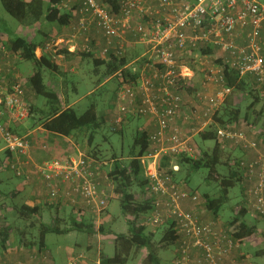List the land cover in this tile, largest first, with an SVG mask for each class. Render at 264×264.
<instances>
[{
	"label": "built area",
	"instance_id": "built-area-1",
	"mask_svg": "<svg viewBox=\"0 0 264 264\" xmlns=\"http://www.w3.org/2000/svg\"><path fill=\"white\" fill-rule=\"evenodd\" d=\"M59 7L70 12L74 20L69 34L52 38L44 49L56 57L62 56L63 50L75 54L94 52L93 46L98 44L95 33L103 40L99 45L102 59L112 54L124 58L129 46L144 47L142 55L125 68L131 76L125 79L118 74L122 79L114 122L121 125L129 115H135L149 118L155 127L149 135V151L140 159L154 199L147 222L154 227L169 221L177 223L180 237L175 264H242L237 260L242 244L233 234L219 221L205 220L196 210L184 207L186 202L200 203L201 195L185 189L169 171L159 168L166 156L193 157L188 145L191 138L214 131L224 148L228 144L253 154L239 158L238 169L243 177L246 209L264 219V140L249 136L239 125L222 128L215 121L222 104L233 93L225 86L226 69L237 71L242 79L252 77L264 86V0H119L118 10L100 0H61ZM200 47H212L215 52L211 57L221 63L207 68L203 82L204 87L212 85L216 90L210 95L202 92L186 98L184 89L196 75L188 59L199 58L194 52ZM5 57H9L7 51ZM5 71L0 62V77ZM132 75L136 76L134 80ZM0 108L11 124L23 123L30 117L22 82H7V86L0 83ZM0 135L4 150L16 157L7 160L10 169L28 179L24 168L29 163V140L3 124ZM92 163L80 153L48 161L37 170L48 180L53 201L64 195L76 205V196L82 201V210L100 215L108 208L110 197L101 187L99 168ZM105 180L112 184L107 175ZM64 185L70 186L69 191H63ZM80 256L71 251L66 264H78Z\"/></svg>",
	"mask_w": 264,
	"mask_h": 264
},
{
	"label": "trees",
	"instance_id": "trees-1",
	"mask_svg": "<svg viewBox=\"0 0 264 264\" xmlns=\"http://www.w3.org/2000/svg\"><path fill=\"white\" fill-rule=\"evenodd\" d=\"M60 1L61 0H2L6 11L11 17L16 19L24 29H36L37 26L40 25V32L42 36L43 34L45 35L43 37L45 38L44 40L35 41V39L30 38L29 35L16 33L10 28H8V31H0V47H4L8 51L10 55L9 59L17 58L18 62H30L32 64L34 73L27 79L28 84L36 97H42L45 99V107L38 108V104L37 106L34 105L36 110L33 115H37V118L31 122L30 129L42 126L49 133L63 137H79L85 133L86 139L88 140L86 144V152L92 156L89 157V159H96H93V166L99 168L101 174L104 172L110 177L112 184L115 186L114 195L120 196L119 202L122 214L128 224V233L116 234L113 231H106L104 227H101L100 231H98V234L100 235L99 238H104L109 235L115 236L116 249L112 257L102 251H98V260L95 264H128L132 255L135 252H140L142 250L148 252V260L155 264H161L162 260L165 259L160 256L159 251L169 247L177 248V241L180 235L178 233L177 223L174 221H169L165 225L156 227L159 229L158 233H156L157 230L150 231L148 228L147 216L152 211L154 199L151 194L150 181L144 176V169L140 159L149 151L150 133L146 130L137 129L134 133L133 141L125 150H123V152L121 151L120 153H117L113 151L112 153H109V157L103 156V158H101L93 153V147L96 141L100 139L99 136H102L105 140L108 139L109 135L105 134L103 131L106 123H108L107 118H105L104 115L99 116L97 109L92 106L90 108L88 107L85 111V108L82 107L83 105L79 104V106H70V97L66 102L67 105H65V101L61 95L62 88L55 89L46 83L45 73L47 71L57 72L59 69L57 55L52 52L44 51L47 43L52 39L48 34L46 27H68L73 19L70 12H65L59 7ZM118 1L119 0H100L103 5H113L115 10H118ZM0 24H3L1 18ZM3 35H6L7 38L5 39ZM36 36H38L37 33ZM39 49L43 50V55L41 57L37 56V51ZM214 52L215 51L212 47H200L195 50L194 53H197L204 58H210L214 55ZM60 54H66L68 56L79 55L82 56L85 61L91 62L94 67V74L99 77L100 81L109 78H115L119 81L122 78L119 77L118 74H122L125 79L131 76L130 71L125 68L130 61H132L133 57L127 56L124 58H118L112 54L108 59H99L93 52L75 54L68 50H63ZM217 64L220 65L221 63L217 62ZM6 75H8V77H6ZM10 75L11 69H7L0 77V83H4V85L7 86V82L11 85L14 81H20L16 76L9 78ZM131 78L134 80L136 76L133 77L132 75ZM224 78L225 86L232 89L233 92L244 93L246 90H249V92L253 94V90H250L251 87H253L252 84L255 89L256 86H258V83H256L255 79L252 77L242 79L237 71L230 69L225 70ZM63 81L64 86H66L69 82V77L66 76ZM22 87L24 90L23 83ZM191 87L192 83L184 90L191 94V91H193V88L190 89ZM9 91H11L10 88ZM259 103L260 99L257 98L255 102L250 105L249 110L254 109ZM31 109L33 110L34 108H31L30 106V117L28 119L33 117ZM250 118H252V115L250 116L248 111L245 112L243 117L242 109L234 105L233 97L230 95L222 104L215 117V121L217 126L229 128L230 125H240L242 121L249 122ZM114 121L115 119L112 120L109 129L113 134L120 135L121 139L124 141L126 121L121 125H116ZM0 124L3 123L0 122ZM10 130L16 135H23V131H20L15 127H10ZM260 138L264 140L263 133L260 134ZM199 139H201L203 143L207 141H215L216 144L213 152L209 153L204 151L202 156L197 160L186 155H181L178 158H175L174 156H166L162 159L159 169L161 171H169L175 181L183 186V184L189 185L187 180L189 179L188 177L192 175V172L197 171L203 166L207 167L209 170L207 179L211 182H218L219 187L217 186L218 190L216 192H211V195H204L205 206L209 211L213 212L215 218H218L221 209L230 199V191L235 188L237 184L241 183L243 179L241 172L238 169L239 159L236 160L237 158H233L231 155L233 152L232 150V152H230L231 154H226L227 159L224 161L226 151H224V147L218 141L217 135L214 131L201 133ZM112 145L113 144H111V147ZM4 156L5 159L0 161V201H3V203L0 204L1 213L3 212V217H0L1 253L13 244L18 247L37 248L38 250L45 251V249L48 248L46 243V236L48 234L63 235L70 232H83L87 234V244L89 246L87 249L88 251H91L93 247H96L97 243L95 241V235L97 234V229L92 217L91 220H87L86 217H83L82 215L81 217H73L72 224L69 229H67L62 228L59 224L60 217L56 211L59 203L55 204L56 202H53L50 194H48L49 200L47 202L42 201L34 206L20 203L19 196L21 195V191L17 189L12 180L8 181L5 179L2 172L4 169V163L5 169H10L7 160H11L12 157H14V154L10 151H5ZM111 161V168L109 167L108 169L106 166L103 167V165H109L104 162ZM174 162L179 167V170L181 167H190L184 178L180 179L178 177L180 172L173 169ZM219 167H223V172L227 169L226 175H222L223 173L219 171ZM13 173L17 178L22 179L24 183L28 182L30 179V177L27 179L25 175L18 176L15 172ZM36 176L42 182L43 189L45 188L46 191H49L48 180L44 175L37 171ZM99 181L101 187L106 188L107 182L101 178H99ZM60 199L62 200V198ZM71 206L76 205L71 203ZM79 207L81 206L79 205ZM8 208L9 213L13 215L12 217H16L18 221L17 223H13L14 221L11 222L8 213L7 215L4 213ZM48 211H54V214L56 215L53 217L54 221L52 223L44 221L45 215ZM247 212L248 210L246 208L241 209V211L236 214L235 218L229 222L227 229L230 234H233L237 241L241 242V244L244 240L251 238L252 235L256 233L255 228L248 227L244 221ZM141 217H143L145 222L141 223L139 221ZM161 227H165V229L161 234V238L156 241V238H158L157 234H159ZM36 229L38 230V235L35 234ZM261 254L264 255V250ZM76 255H81L78 264H82L85 254L81 253ZM258 255L259 254H257V256ZM43 258L46 259L47 255H43Z\"/></svg>",
	"mask_w": 264,
	"mask_h": 264
},
{
	"label": "rangeland",
	"instance_id": "rangeland-1",
	"mask_svg": "<svg viewBox=\"0 0 264 264\" xmlns=\"http://www.w3.org/2000/svg\"><path fill=\"white\" fill-rule=\"evenodd\" d=\"M0 18L3 20V24H0V31L4 32L8 31V28H10L12 31L22 34V35H32V33L35 31V29H24L20 25V23L11 17V15L6 11L4 3H2V0H0ZM61 28L57 27L58 31ZM67 30V28H66ZM48 33H54L53 30L48 29ZM66 33V32H65ZM61 34V33H60ZM5 39L7 38L6 35H3ZM42 36H36L35 41H42ZM2 49V47H0ZM139 50L143 53L144 47L137 45L134 47H129L127 49V56L130 57L135 53V50ZM216 54V53H215ZM37 56L39 57V50L37 51ZM10 57V55H9ZM63 58V57H61ZM200 59H202V63H200ZM1 60V59H0ZM16 60V59H15ZM189 64L192 63L194 66L195 70V78L192 82V87L193 91L192 93L189 94L185 91V97L186 98H194L196 93H202V92H207L206 87H201L203 85V82L205 81V75H206V70L208 67H211L213 65H217L216 57H210V58H204L200 55L199 58H189L188 59ZM19 70L21 71V74L26 76L28 74L34 73V68L30 62H21L19 61ZM76 67L75 73H72L69 75V82L67 83L66 86L62 88L61 95L63 96V99L65 101V105L68 98L70 97L71 101H77V99H80V102H78L76 105L79 106L83 105L82 107L85 108L84 111L89 107H95L97 109V113L99 116L104 115L105 118H107L108 123H106L104 127V132L105 134L109 135L108 139H103L102 136H99L100 139H98L93 147V153L97 154L99 157L103 158V156L109 157V153H112L113 151L120 153L121 151L126 149L131 142L133 141V136L136 130L140 127L142 120H137V116L135 115H129V117L125 120L126 125L124 129V138L125 140L121 139L120 135H115L112 133V131L109 129L110 125L112 124V120L115 119L117 112H118V107L116 103V94L117 91L119 90V81L116 80L115 78H109L103 81L99 80V77H97L94 74V67L91 62L83 61L80 62L78 61L77 64H74ZM48 71L45 73V80L47 77ZM23 83V82H22ZM212 86V85H211ZM253 87H251L250 90H253V94L249 92V90H246L244 93H239V92H233L231 95L233 97V102L236 107H240L243 111V117L246 111H248L249 115H252V118H250L249 122H244L242 121L239 125L241 129H245L248 133L249 136L252 137H258L260 138V134L263 133L264 135V87L262 86H256V89L254 85L252 84ZM30 88V86H29ZM214 92L216 88L213 86ZM199 91V92H198ZM259 98L260 103L254 108L249 110L250 105H252L255 100ZM36 103L38 104V108H43L45 107V99L42 97H36L35 99ZM75 105V106H76ZM82 112V111H80ZM255 116V117H253ZM257 117V119H256ZM144 117L143 119H145ZM142 130V129H141ZM101 134V133H100ZM99 134V135H100ZM78 136V135H77ZM87 139L85 136V133L79 137H77V140H75V145L78 146L80 149V152L76 150V155H73L74 157H77L79 153L84 154L85 156L92 157L86 152V144H87ZM124 142V146H123ZM111 144L112 148L111 147ZM215 141H207V142H202L201 139H199V135L194 136L191 138L189 141L188 145L192 148L193 151V159L197 160L199 159L204 151L206 152H213L214 147H215ZM233 150V152H232ZM225 152V157L224 161L227 159L226 154H231L233 158H237L236 160L243 159L246 157L245 153L242 152L240 149H232L230 147L224 148ZM70 157H72L70 155ZM95 159V158H93ZM93 159L90 158V160L94 163ZM96 160V159H95ZM108 163L109 165H103V167H112V161L111 162H104ZM103 163V164H104ZM177 166V164L174 162L173 169L174 167ZM225 167V166H224ZM223 167H219V171H221L224 175L227 173V169L224 170L223 172L222 169ZM190 169V167H181L180 170L178 168L177 171L180 172L178 174V177L180 179L184 178L187 175V171ZM38 171V170H37ZM27 173V172H26ZM25 173V174H26ZM209 170L207 167L203 166L199 168L197 171L192 172V175L189 176L188 182L189 185L186 186L188 190L198 192V194L201 195V201L196 207H202L200 210H208L205 206V194L211 195V192H216L218 190V182H211L207 179L208 177ZM28 174V173H27ZM108 176V175H107ZM31 177V176H30ZM106 174L102 172V176L100 177L101 179L105 180ZM109 181L112 183V180L108 176ZM8 181H10L9 178H7ZM15 186L17 189L21 191V195L19 196V202L20 203H27L31 199L32 205L38 204L44 197L46 196V189L38 185V188L33 186L30 181L26 183H17V180H13ZM107 182V181H106ZM181 183V182H179ZM183 184V183H181ZM218 186V187H217ZM15 187V188H16ZM108 192L107 195L110 197V202L108 205V208L100 215H98L95 212L92 211H86L83 210V214H81L83 217L85 216L87 220H91V217L94 219V224L97 229V234L95 235V241L97 243L96 247H93L91 251L87 250V234L86 233H81V232H70L68 234H48L46 236V243L47 247L49 249V253L52 257L54 256H60L61 253V258L58 260L59 264H66L68 258L70 257L68 251H67V246L71 247L73 246V252L75 254H85L84 261L82 264H95V262L98 260V251H102L106 253L109 256H113L115 253L116 249V244H115V236L109 235L104 238H99L98 231H100L101 227H104L106 231H113L114 233H128V224L126 222V219L124 215L122 214L121 211V205L119 202L120 196H115V186L114 184L109 185L107 183V186L105 188ZM49 192V191H48ZM50 194V192H49ZM77 203L76 206L80 205L81 200L76 197ZM48 199V196H47ZM112 200V201H111ZM3 201H0V204H2ZM194 206V205H193ZM246 208V194H244V190L242 187V184L239 183L236 185L235 188H233L230 191V199L229 201L225 204V206L221 209L220 211V216H219V222L220 224L225 228L228 229L229 222L235 218L236 214L241 211V209ZM4 213H8L9 220L13 223H17L16 217H12L13 215L9 213V208L4 211ZM3 212L1 213L0 210V217H3ZM93 215V216H90ZM54 211L52 212H47L44 218V221L47 223H52L54 221ZM145 218V217H144ZM211 220V218H209ZM141 223L145 222L143 220V217L139 220ZM244 221L248 227L255 228L256 233L252 235L251 238H247L244 240L242 243L241 251L240 253L237 254V260L242 263V264H264V255L261 254V252L264 250V219L258 218L257 216L254 215L252 211H248L246 217L244 218ZM59 224L62 228H67L72 224V218H69L68 216H64V218H60ZM222 222V223H221ZM0 223H1V218H0ZM30 223V222H29ZM151 224V223H150ZM148 224V228L150 231L153 229L157 230L156 233H158V228L154 227L153 225ZM239 224V223H238ZM238 227V226H236ZM165 227H161V230L159 231V234H157V239L159 240L161 238V234L163 233ZM35 234L38 235V230H35ZM103 235V234H101ZM255 236V237H254ZM78 244H75V243ZM12 243V242H11ZM71 244V245H70ZM95 245V244H94ZM93 245V246H94ZM13 247V246H12ZM46 250V249H45ZM160 252V256L165 259L162 260L161 264H175L176 260V248L169 247L162 249ZM74 254V255H75ZM257 254H259L257 256ZM49 255H47V258L44 260L46 261V264H54L52 261H50ZM128 264H155L148 260V252L146 250H142L140 252H135Z\"/></svg>",
	"mask_w": 264,
	"mask_h": 264
},
{
	"label": "crops",
	"instance_id": "crops-1",
	"mask_svg": "<svg viewBox=\"0 0 264 264\" xmlns=\"http://www.w3.org/2000/svg\"><path fill=\"white\" fill-rule=\"evenodd\" d=\"M26 1H31V0H26ZM46 1H48V0H46ZM73 20L74 19H72V22H73ZM66 28H67V30H66ZM25 29H27V28H25ZM46 29L47 30L51 29L54 31V33H50V34L48 33L51 36V38H57L60 36L63 37L64 35L70 33V26L62 27L60 29V30H62L61 32L57 30L56 26H48V27H46ZM40 30H41V27H40V25H38L37 28L35 29L34 33L30 32V33H32V35H29V34H27V35H29L30 38L35 39L36 33L38 36H42ZM44 36L45 35L43 34L42 37H44ZM94 38L97 39L98 44H97V46H96V44L94 45V52L93 53H94V55H96L97 58L102 59L99 56V48L103 44V40L101 38V35L97 34V33H95ZM42 39H45V38H42ZM239 42H241V39H239ZM135 46H137V45H135ZM129 47H133V46H129ZM5 51H7V50L6 49L5 50L0 49V59H1L0 62L2 63L5 70L11 69V75L9 78L16 76L20 79V81L23 82L24 90H25V100L29 103L31 108H34V109L33 110L31 109L32 116H33L32 118L27 119L23 123L15 125V124H11V122L9 121L8 115L6 114L4 109L0 108V112H3V115H0V122H2L3 125L15 127L18 130L23 131V135H21V136L27 137V139L29 140L30 146H31L30 151L28 153V157H27V159L29 160V163L27 164V166H25L24 171L28 173L29 177L31 176L29 179L30 183L33 186H35L36 188H38V185L42 186V182L36 176L37 175V169L39 167L43 166L44 164H46L48 161L59 160V159L65 158V157L70 156V155L72 157H74L73 155H76V150L79 149L78 146L75 145V140H77V137L76 136H74V137H63L60 135L52 134V133H49L48 131H46L42 126H38L37 128L30 129L31 122L34 121L35 118H37V115L36 116L33 115V114H35V110H36V107L34 105L37 106V103L35 101L36 96H35L34 92L31 90V87L29 88V84L27 81V79L30 76H32L33 73L28 74L26 76L22 75L21 71L19 70L20 69L19 68L20 63L18 62L17 58L9 59L10 57H5ZM141 51L136 49L135 53L130 57H133V59H135L136 57L137 58L140 57L142 55ZM42 55H43V53H41V49H39V57H41ZM62 56H63V58H61ZM62 56L57 57V62L59 65V69L57 70V72H55V71L51 72L50 71V72H48L47 77H46V83L55 89L60 88V87L63 88L64 87L63 79L66 78V76L69 77V75H71V77H72V73L76 72V70H75L76 67L74 66V64H77L78 61H80V62L85 61L83 59V57L79 56V55H69L68 56L66 54H62ZM6 77H8V75H6ZM69 80H70V78H69ZM201 87L204 88V86H201ZM206 88H207L206 90H207L209 95L214 93L213 86L209 85V86H206ZM78 102H80V99H77V101H71L70 106L76 105ZM143 118L144 117L137 116V120H140V119L142 120V123L138 129L146 130L149 133H152L155 130L154 125L151 123V120L149 118H145L146 120H144ZM188 129L189 128L187 127V130ZM4 148H5L4 141L2 139V136L0 135V161L2 159H5L4 158L5 157L4 156V153H5ZM78 152H80V149L78 150ZM245 155L246 156H252L253 154L246 152ZM13 158L14 159L16 158L15 155H14V157H12V159ZM2 172H3V177L5 179L9 178L12 181L15 179L18 181L17 183L19 184V186H20V183H22V184L24 183V181L22 179L17 178L10 169H8V168L5 169V163H4V169ZM186 186L187 185L183 184L182 187L187 189ZM69 189H70L69 185L63 186V191H69ZM48 194H49V192L47 191L46 196L40 202H42V201L47 202L49 200V198L47 199ZM30 201H31V199H30ZM30 201L27 202L26 204H28L30 206H34V205H32L33 203H31L32 201L31 202ZM55 202H56L55 204L59 203V205L57 206L58 208H56V211L58 212V215L60 218L61 217L64 218V216H68L69 218H73V217H77V216L81 217V214L84 213L81 210V208L79 207V205L78 206H71V202L64 195H63L62 200L60 199V200L55 201ZM60 203H62V204H60ZM184 207L188 210H196L197 213H199L202 216V218L205 220H210L209 218H211L213 220H218V221L220 220L219 217L218 218L214 217L213 212L206 210V209H205V211L200 210V209H202V207L198 208L195 205L193 206L189 202H186L184 204ZM152 231H156V229L155 230L153 229ZM156 241H157V238H156ZM75 244H78V243L76 242ZM88 248H89V246L87 244V249ZM73 249H75V248H73L72 245H71V247L67 246L68 253L73 251ZM43 255H49L50 261H52L54 264H59L58 260L61 258V253H60V256H55V255L53 256L52 255V257H51L48 248L44 251V250H38L37 248L18 247L17 245H14V244L10 245V247L7 250L3 251L2 253L0 252V263H2V264H46V261L44 262ZM69 255H70V253H69Z\"/></svg>",
	"mask_w": 264,
	"mask_h": 264
},
{
	"label": "clouds",
	"instance_id": "clouds-1",
	"mask_svg": "<svg viewBox=\"0 0 264 264\" xmlns=\"http://www.w3.org/2000/svg\"><path fill=\"white\" fill-rule=\"evenodd\" d=\"M241 183H242V181H241ZM263 219V218H262ZM218 221V220H217Z\"/></svg>",
	"mask_w": 264,
	"mask_h": 264
}]
</instances>
